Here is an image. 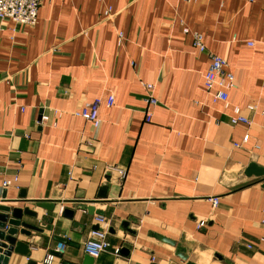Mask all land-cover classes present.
I'll return each instance as SVG.
<instances>
[{
  "label": "crops",
  "instance_id": "0c3cea01",
  "mask_svg": "<svg viewBox=\"0 0 264 264\" xmlns=\"http://www.w3.org/2000/svg\"><path fill=\"white\" fill-rule=\"evenodd\" d=\"M210 55L227 61L247 124L207 95ZM97 100L98 128L72 114ZM263 111L264 0H43L33 27L0 21V207L41 230L17 234L29 256L8 264H85L97 217L111 248L92 264H187L182 239L195 264H264V179H243L264 167ZM49 114L56 126H40Z\"/></svg>",
  "mask_w": 264,
  "mask_h": 264
},
{
  "label": "built area",
  "instance_id": "2783aa9c",
  "mask_svg": "<svg viewBox=\"0 0 264 264\" xmlns=\"http://www.w3.org/2000/svg\"><path fill=\"white\" fill-rule=\"evenodd\" d=\"M43 0H0V21H11L16 26L24 25L33 27L36 25L38 20L39 9L41 7ZM187 2H193L196 0H185ZM108 18H112L110 11L106 13ZM186 34H189L187 28L184 29ZM193 47L200 53L204 54L207 52L206 46L204 44L203 36L199 33H193ZM249 46H253V43H248ZM210 66L207 72L204 75V89L207 95L210 97L211 101L215 104L222 103L225 109H230L229 102V91L236 89L237 85L235 82L234 75L227 70L228 64L227 61L219 56L210 55ZM147 92V97L145 102L148 105V110L146 112V118H151V109L158 105V100L154 97V86L153 85H144ZM107 105L113 106L114 99L110 97L107 101ZM101 108L100 101H93L85 103L77 111L72 114L75 117L82 118L93 124L95 128L100 126L99 111ZM232 115L230 116L231 125L238 124H247L248 119L242 114V111L239 107H232ZM53 117H60L61 113L59 111H51ZM264 115V111L262 112ZM40 126H56V123L52 121V117L49 115H43L39 121ZM250 139L249 135H246L243 139L244 143H247ZM239 147V145H235ZM11 186V182L5 180L3 187L5 189ZM210 201L213 203L214 207L218 206L219 199L212 198ZM96 223L98 230L92 231L89 238L83 244V252L93 258L98 259L102 254L108 252L111 248V245L108 240V228L107 220L103 217H97ZM264 223V220H263ZM204 224H199V227H202ZM264 243V239L261 240ZM249 248H251L249 246ZM63 244H59L56 253L63 255L64 253ZM55 256L49 254L46 256L43 261L44 264H53Z\"/></svg>",
  "mask_w": 264,
  "mask_h": 264
},
{
  "label": "water",
  "instance_id": "95a60500",
  "mask_svg": "<svg viewBox=\"0 0 264 264\" xmlns=\"http://www.w3.org/2000/svg\"><path fill=\"white\" fill-rule=\"evenodd\" d=\"M243 179L244 182H247L249 180H261L264 179V167L258 165L257 163H250L248 167L245 169L243 173ZM264 189V183L262 184ZM106 187H103L102 190H104ZM104 194H100V198H104ZM42 208L52 210L54 208L53 205H40ZM88 210L91 212L93 209L88 208ZM0 211L6 212V214L0 215V264H8L9 257L13 252L16 254L22 255V256H29V248L28 245L19 243L16 241V236L20 232L22 235H25L27 237L31 236V232H41L40 229H37L36 227L29 225L27 223L22 222V217H31L36 218L37 215L35 213H32L29 210H18V209H11L6 207H0ZM10 213V214H9ZM66 216H69L71 214L65 213ZM22 227L21 230L19 228ZM98 227H95L94 231H97ZM159 239L167 244H170L171 246L175 247L177 246V242L171 241L168 239H165L163 237H159ZM62 242H60L61 244ZM179 244L181 245V249L178 250L176 253L177 257L180 258L182 261L186 262L187 264H195L193 262H190V255L192 254L194 250V246L190 243H188L186 240L182 239ZM90 259V260H89ZM92 264L93 259L86 257L85 264Z\"/></svg>",
  "mask_w": 264,
  "mask_h": 264
}]
</instances>
